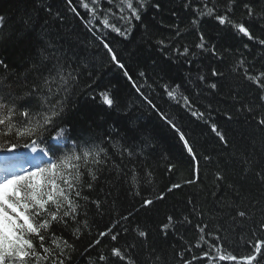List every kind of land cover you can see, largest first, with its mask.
Instances as JSON below:
<instances>
[{"label": "trees", "instance_id": "16d2710c", "mask_svg": "<svg viewBox=\"0 0 264 264\" xmlns=\"http://www.w3.org/2000/svg\"><path fill=\"white\" fill-rule=\"evenodd\" d=\"M207 2L210 7H217V14H222L228 5V0ZM156 3L160 4L158 10L153 7ZM185 3L186 0H149L141 21H133L131 34L124 38L111 29H104L100 21L89 25L87 21L91 17L85 10L78 8L80 16H77L67 0H0V15L7 18L0 31V58L8 64L7 80L14 79L17 73L21 79L28 74L30 59L39 43L37 33L41 27H46L63 46V53L76 68L81 85L69 101L61 126L70 129L71 136L101 144L111 136L114 142L126 144L134 151L131 158L125 156L123 161L113 155L115 164L110 162L98 173L99 178L92 182L91 190L84 189L83 194L89 201H80L83 205L78 218L80 223L67 229L54 226L58 236L75 245L74 252L68 250L72 256L70 264H124L112 257L111 249L123 250L125 245L132 244L136 246L131 250L136 264H158L149 255L153 249L161 258H166L167 264H183V260H192V264H243L242 258L253 254V245L264 240V230L259 228L264 222V182L256 175L264 168V151L256 150L249 156L251 142L259 145L264 131L255 126L250 116L246 120V112L241 111L247 105L264 112V102L259 99L264 93L244 75V68L253 76L264 72V45L248 40L227 24L220 25L212 17H204L193 26L191 21L196 16L193 7H202L203 0H193L187 8ZM245 3L252 5L254 17L249 18ZM49 7L51 13L46 10ZM101 7L110 6L101 0ZM113 11L117 10L113 8ZM29 15L37 19L35 32L22 31L23 21ZM261 17H264V0H236L232 5L230 19L246 26L250 24V31L258 39H264V18ZM109 23L122 30L127 27L118 16H109ZM200 33H204L206 48L214 45L218 55L196 47ZM101 36L113 47L132 81L186 132L196 153L195 160L176 133L143 102L123 70L114 64L102 46ZM161 40L167 47L158 43ZM184 47L189 49L187 55L180 54ZM177 48L180 53L175 51ZM240 60L244 61V68L237 67ZM212 68L223 72L224 76L212 77ZM4 71L0 68V73ZM141 72L144 77L140 76ZM201 75L204 81L199 80ZM217 81L216 90L208 87ZM165 84L169 88L179 84L180 92L189 96L195 108L204 113L203 118L191 116L170 100L163 91ZM105 91L115 97L114 108L102 102L100 93ZM226 113L232 116L231 120ZM211 123L225 132L227 145L211 131ZM55 131L53 128L47 135ZM12 139L8 137L0 144ZM25 148L21 143L15 150ZM15 150L0 147V153ZM244 156L255 161L248 166L247 174L241 163ZM169 165L174 166L171 171ZM218 172L224 177L222 182L216 180ZM133 174L137 176L136 184L131 180ZM188 180L193 183H184ZM174 183L181 187L168 191ZM161 195L163 198L157 199ZM145 199L154 202L147 209L141 208ZM92 201H98L99 207ZM236 209L248 212L249 216L238 217ZM168 216L180 223H175L174 230L169 229L165 236L161 227L167 223ZM232 217H236L235 222ZM205 223L208 224L205 235L208 232L219 234L224 245L221 253L211 255H236V262L200 258L208 249L204 244L195 246L200 236L196 225ZM113 225V232L120 233L117 241L110 239L111 234L99 236ZM75 228L80 229L78 239L74 235ZM139 230L148 232L147 240L138 236ZM97 239H100L98 245L94 244ZM180 252L184 253L183 260L177 255ZM100 254L108 257L107 261H100ZM261 255L264 256V246ZM194 256L197 259H192Z\"/></svg>", "mask_w": 264, "mask_h": 264}, {"label": "snow or ice", "instance_id": "6c2138e0", "mask_svg": "<svg viewBox=\"0 0 264 264\" xmlns=\"http://www.w3.org/2000/svg\"><path fill=\"white\" fill-rule=\"evenodd\" d=\"M105 2L110 6L107 9L101 7V0H87V2L86 0H76L75 4L73 0H67L70 10L77 16H80L78 8L85 10L86 14L91 17L87 21L89 25L93 21H100L104 29H111V31L124 38L131 34L134 27L133 21H141L142 15L147 10L146 5H148L149 0H105ZM235 3L236 0H228L224 12L217 14V7L215 5L210 7L207 0H203L202 7H193L196 16L191 23L196 26L204 17H212L220 25L227 24L248 40L264 45V39H258L250 31V24L246 26L243 22L230 19L232 5ZM192 4L193 0H186L185 8ZM153 7L158 10L160 4L156 3ZM113 8L117 11H113ZM244 8L247 9L249 18L256 15L251 4L245 3ZM46 10L51 13L50 7ZM109 16H118V19L123 21L127 27L122 30L116 24H110ZM6 20L5 16L0 15V31L4 29ZM45 25H47V21H45ZM36 26V17L29 15L23 21L22 31L35 32ZM177 35H179V29ZM37 39L39 43L30 59V67L27 69L28 74L23 79L17 73L14 79L8 81V64L0 58V68L5 70L0 73V141L13 137L7 144H0V147L15 150L23 143V146L30 148L32 152L38 151V159L43 161V163L37 164L31 169L23 167L18 170L0 169V264H70L72 256L68 250L74 252L75 245L62 236H58L56 227L67 229L71 225L80 223L78 218L83 207L80 201L85 203L89 201V197L83 194L84 189L91 190L92 182L99 178L98 173L104 170L110 162L115 164L112 161L113 155L119 156L121 161L125 156L131 158L134 155V151L130 146L122 145L118 141L114 142L111 136L106 137L105 142L101 144L71 136V130L61 126L71 97L81 87L79 76L76 73V68L72 66L70 58L63 53V46L47 31L46 27H41L40 32L37 33ZM199 39L200 43L196 45L197 48L205 51L211 50L214 55H218L214 45L210 49L206 48L204 33H200ZM101 43L114 64L123 70L124 76L132 82L143 102L156 112L159 118L176 133L186 151L195 160L196 153L186 132L178 126L169 114L154 103L153 98L142 92L141 87L137 86L135 81H132V77L125 69L124 63L118 59L117 53L103 36H101ZM158 43L163 47H167L163 40L158 41ZM175 51L180 53L179 48ZM188 52L189 49L184 47L183 52L180 54L187 55ZM237 67L244 68V61L240 60ZM144 75L143 72L140 73L141 77H144ZM210 75L212 77H222L224 73L212 68ZM244 75L246 79L255 83L264 93V83H261L264 72L253 76L247 68H244ZM199 80L204 81L205 77L201 75ZM218 82H212L208 87L216 90ZM88 87H91V85H88ZM163 91L170 100L181 105L191 116L197 119L203 118L204 113L195 108L189 96L180 92L179 84L171 88L165 84L163 85ZM100 96L102 102L108 108L115 107L116 99L108 91L100 93ZM259 99L264 102V94ZM241 111L246 112V120L250 116L255 121V126L264 131V112H257L254 107L247 105L243 106ZM226 117L228 120L232 119V116L227 113ZM210 127L220 142L224 145L229 143L225 132L217 124L211 123ZM53 128L56 131L51 135H47ZM38 141L40 144H44L45 147L38 148ZM251 143L252 150L249 156L256 150L264 151V139L261 140L259 145L255 141ZM205 159H210V157H205ZM254 162L248 156L242 157L241 163L245 166V174L250 170L248 166ZM173 167V165H169V171ZM256 175L261 182H264V168ZM85 177H88V180H85ZM131 180L133 184H136L137 176L133 174ZM216 180L222 182L224 180L223 175L219 172L216 173ZM184 183L191 184L193 180ZM180 187L181 184L174 183L168 191ZM137 195H139L138 192ZM236 195L239 197L238 191H236ZM162 198V195L157 197V199ZM92 203L99 207L98 201H92ZM153 203L152 199H145L141 203V208L147 209ZM189 203H191V200ZM236 215L240 218H247L249 213L236 209ZM122 219H127V217H122ZM184 220L190 223L187 217ZM232 220L235 222L236 217H232ZM117 223L119 222L117 221ZM175 223L180 222L174 221L172 216H168L167 223L161 227L162 234L166 236L167 231L173 229ZM113 227L115 225L104 232H100L99 236L105 237L111 234L110 239L117 241L120 233L113 232ZM196 228L200 236L195 246L201 247V244H204L207 245L208 249L202 253L201 259L207 258L211 261L218 258L221 262L227 260L236 262L238 260L236 255L231 254H220L218 257H213L211 253L219 254L224 248L221 243V236L213 232H208L206 236L205 229L208 228L206 223L203 225L198 224ZM259 228L264 230V222L260 223ZM123 231L126 233L127 229ZM79 233L80 229L75 228L74 235L77 239ZM138 236L147 240L148 232L139 230ZM212 240H215L216 243H212ZM99 243L100 239L94 241V244L98 245ZM262 246H264V240L257 241L253 245V254L242 258L243 264H253L254 261L256 264H261V260H264V256L261 255ZM135 247V244L125 245L123 250L120 247H113L111 255L114 258H119L124 264H136L131 252ZM185 250L190 251V249ZM149 255L154 257L158 264H167L166 258H161L155 249ZM177 255L183 260V252L177 253ZM107 259L108 257L104 254L99 255L100 261H107ZM192 259H197V257L194 256ZM183 264H192V260H183Z\"/></svg>", "mask_w": 264, "mask_h": 264}, {"label": "bare ground", "instance_id": "6f19581e", "mask_svg": "<svg viewBox=\"0 0 264 264\" xmlns=\"http://www.w3.org/2000/svg\"><path fill=\"white\" fill-rule=\"evenodd\" d=\"M29 154L34 155L35 152H32L31 149H29V153H28L27 157H29ZM5 160H9L14 166H19L18 169L21 167L24 168L25 165L29 164L25 160L23 162H21L22 157L14 155L13 157L4 158L2 161H0V169H4L3 166H5V168H11L12 167V165L10 163H5Z\"/></svg>", "mask_w": 264, "mask_h": 264}, {"label": "rangeland", "instance_id": "374dc122", "mask_svg": "<svg viewBox=\"0 0 264 264\" xmlns=\"http://www.w3.org/2000/svg\"><path fill=\"white\" fill-rule=\"evenodd\" d=\"M28 153H29V150H28V152H26L25 154H28ZM35 153H36V157H35V159H34V161H33V164H34V165L27 164V165H25V169H31V168L35 167L37 164H40L41 160L38 159V157H39V152L37 151V152H35ZM34 155H35V154H34ZM34 155L29 154L30 157H34ZM24 156H26V155H23V156H21V157H24ZM11 169H12V168H11ZM13 170H18V169H13Z\"/></svg>", "mask_w": 264, "mask_h": 264}]
</instances>
